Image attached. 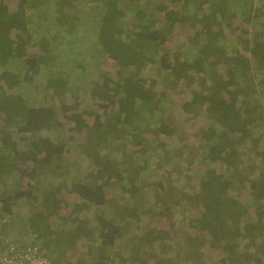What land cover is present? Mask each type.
<instances>
[{
	"label": "trees",
	"instance_id": "16d2710c",
	"mask_svg": "<svg viewBox=\"0 0 264 264\" xmlns=\"http://www.w3.org/2000/svg\"><path fill=\"white\" fill-rule=\"evenodd\" d=\"M0 219L52 264H264V0H0Z\"/></svg>",
	"mask_w": 264,
	"mask_h": 264
},
{
	"label": "built area",
	"instance_id": "2783aa9c",
	"mask_svg": "<svg viewBox=\"0 0 264 264\" xmlns=\"http://www.w3.org/2000/svg\"><path fill=\"white\" fill-rule=\"evenodd\" d=\"M2 220L0 219V224ZM35 236V235H34ZM0 248V264H52L43 253L41 244L33 239L7 240Z\"/></svg>",
	"mask_w": 264,
	"mask_h": 264
},
{
	"label": "rangeland",
	"instance_id": "374dc122",
	"mask_svg": "<svg viewBox=\"0 0 264 264\" xmlns=\"http://www.w3.org/2000/svg\"><path fill=\"white\" fill-rule=\"evenodd\" d=\"M14 223H15V225L18 226L21 230H24L21 221L15 220V222H13L12 225H13ZM11 231H12V232H10V234H14V235L16 236V234H17L16 231H15L14 229H12ZM9 236H10V238H5V242H6L7 240H9V239L11 240V238L15 237V236L12 237L11 235H9ZM22 236H23V234L21 235V237H22ZM14 239H16V238H14ZM20 239H25V237H24V238H20Z\"/></svg>",
	"mask_w": 264,
	"mask_h": 264
},
{
	"label": "crops",
	"instance_id": "0c3cea01",
	"mask_svg": "<svg viewBox=\"0 0 264 264\" xmlns=\"http://www.w3.org/2000/svg\"><path fill=\"white\" fill-rule=\"evenodd\" d=\"M10 232H12V231H10ZM9 235H11L12 237L14 236V234H4L2 237H5V238H10V236ZM1 237V238H2ZM5 246V243H3V247ZM3 247H1V248H3Z\"/></svg>",
	"mask_w": 264,
	"mask_h": 264
},
{
	"label": "clouds",
	"instance_id": "9594fccd",
	"mask_svg": "<svg viewBox=\"0 0 264 264\" xmlns=\"http://www.w3.org/2000/svg\"><path fill=\"white\" fill-rule=\"evenodd\" d=\"M1 239L3 240V242L5 241V237H2ZM3 248H4V247H3Z\"/></svg>",
	"mask_w": 264,
	"mask_h": 264
}]
</instances>
